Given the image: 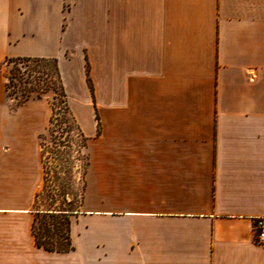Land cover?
Masks as SVG:
<instances>
[{
    "label": "crops",
    "instance_id": "0c3cea01",
    "mask_svg": "<svg viewBox=\"0 0 264 264\" xmlns=\"http://www.w3.org/2000/svg\"><path fill=\"white\" fill-rule=\"evenodd\" d=\"M67 3L0 0V65L56 58L88 138L72 249L34 243L50 109L0 73V264H264V0Z\"/></svg>",
    "mask_w": 264,
    "mask_h": 264
},
{
    "label": "trees",
    "instance_id": "16d2710c",
    "mask_svg": "<svg viewBox=\"0 0 264 264\" xmlns=\"http://www.w3.org/2000/svg\"><path fill=\"white\" fill-rule=\"evenodd\" d=\"M7 66V72L3 74L5 78L6 98L15 102V105H22L29 101H46L50 106V116L48 126L56 123L63 125V132H74L79 139V148L83 149V185L80 190L77 206L81 203L85 188L84 176L88 166V156L86 145L88 138L82 133L74 116L72 115L67 102V96L61 81L56 58L43 57H12L6 58L0 65ZM86 83L89 88L91 98L94 101V91L91 78L89 76V67L86 63ZM96 119L97 116H96ZM71 138L70 136H68ZM40 148L42 150V134L39 135ZM58 146H53L56 149ZM80 152V150H79ZM42 157V151H41ZM80 158H78L79 160ZM43 169V164H42ZM70 202V201H68ZM74 209H47L36 215L32 225L31 234L34 238L36 247L45 251L64 252L72 249L69 236L70 220L68 213ZM60 218L57 222L42 221V232L36 230L38 218ZM48 224H52L54 229H49Z\"/></svg>",
    "mask_w": 264,
    "mask_h": 264
},
{
    "label": "rangeland",
    "instance_id": "374dc122",
    "mask_svg": "<svg viewBox=\"0 0 264 264\" xmlns=\"http://www.w3.org/2000/svg\"><path fill=\"white\" fill-rule=\"evenodd\" d=\"M67 0H64V11L67 9ZM8 67L2 66L0 73L7 72ZM36 102V101H30ZM14 107L15 102H8ZM42 103L50 109L46 101ZM51 113V110H50ZM42 132V157L43 177L42 186L37 194L36 207L39 209H74L77 206V199L83 185V149L79 148V139L74 132L66 133L62 131L63 125L52 124ZM70 136L71 138H69ZM53 146H58L53 149ZM80 150V152H79ZM78 158H80L78 160ZM70 201V202H68ZM60 221V218H38L36 230L42 232V221ZM55 224V225H56ZM54 225V226H55ZM52 224H48L49 229H54Z\"/></svg>",
    "mask_w": 264,
    "mask_h": 264
},
{
    "label": "built area",
    "instance_id": "2783aa9c",
    "mask_svg": "<svg viewBox=\"0 0 264 264\" xmlns=\"http://www.w3.org/2000/svg\"><path fill=\"white\" fill-rule=\"evenodd\" d=\"M254 243L264 246V217H257L252 225Z\"/></svg>",
    "mask_w": 264,
    "mask_h": 264
}]
</instances>
